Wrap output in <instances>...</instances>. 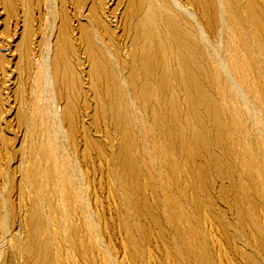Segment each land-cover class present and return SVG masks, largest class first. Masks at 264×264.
I'll use <instances>...</instances> for the list:
<instances>
[{"label": "rangeland", "instance_id": "obj_1", "mask_svg": "<svg viewBox=\"0 0 264 264\" xmlns=\"http://www.w3.org/2000/svg\"><path fill=\"white\" fill-rule=\"evenodd\" d=\"M181 1L0 0L8 261L264 264V0Z\"/></svg>", "mask_w": 264, "mask_h": 264}, {"label": "bare ground", "instance_id": "obj_2", "mask_svg": "<svg viewBox=\"0 0 264 264\" xmlns=\"http://www.w3.org/2000/svg\"><path fill=\"white\" fill-rule=\"evenodd\" d=\"M53 1L55 2V5H57V0H53ZM156 3H158L159 5H157ZM153 4H155V6L157 8H160L161 12L166 16V19H167L166 28L168 27V29L169 28L172 29V27L175 25V24L173 25L174 22L170 21V20H172L171 18L173 16V15H171V13L181 14L185 20L187 17L189 18V21H191L195 25V27L197 28V32L200 35L201 39L206 42V34H205L204 30L198 24L197 19H196V15L181 0H149V5L153 6ZM218 7H219L220 11L223 9V4L220 0H219ZM56 13H57V8H56ZM184 19H183V21H185ZM177 26L180 28V30H183V23L177 22L175 27H177ZM54 43H56V42H55V40L53 41V31H51L50 35H49V39L47 41L45 54H44V58H43V66L44 67H43L42 93L43 94L47 93L48 99L50 100V103L52 105V113H53L55 119L58 120L59 129L62 133V131H63V123H62L63 114L60 113V110L58 108V97H57L58 93H57V84H56L57 73H58L59 67H58V60H57V56H56L57 51H56V48L53 47ZM219 64L221 66V69L223 70V72L225 73L227 78L229 79V81L232 83L233 87L237 90V92H240V95H242L241 89L239 88V86H238L237 82L234 80V78H232V76L229 74L228 70L225 68V64L221 61ZM42 96L43 95L41 94V97ZM4 212L6 215V211H4ZM0 264H21V260H19V258H18L12 262L8 261L5 258V251L3 249H0Z\"/></svg>", "mask_w": 264, "mask_h": 264}]
</instances>
